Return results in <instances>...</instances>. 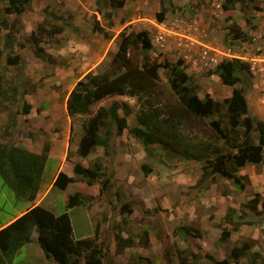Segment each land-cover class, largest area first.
Wrapping results in <instances>:
<instances>
[{"label": "rangeland", "instance_id": "374dc122", "mask_svg": "<svg viewBox=\"0 0 264 264\" xmlns=\"http://www.w3.org/2000/svg\"><path fill=\"white\" fill-rule=\"evenodd\" d=\"M161 1L163 0H155L154 2L157 3L153 4L144 14L149 17L154 16L157 19L156 14L161 9V5L158 6L161 4ZM164 1L166 7L169 8L165 14L164 20H167L165 22H168L169 27L174 28L172 29L174 32H176L175 30L180 31L181 29V27L175 25V22L178 20L184 27V33H186L185 30L192 26L193 28L190 29L193 35L205 44L214 46L220 50L231 49L235 54L248 55V53L253 54V51H250V49H255L256 52H260L259 50L264 48L263 41L255 40L254 37L251 36L252 34H249L258 28L255 24V20L252 19V23L247 21V18L250 17L246 15V12L250 10L249 7H245L238 3L233 10L225 12L222 7L224 0ZM216 1L221 2V7L218 8L219 11L214 12L215 10L213 9ZM41 4H43V0L36 1L34 5L36 9L33 10L31 0L27 10L19 17L20 23L12 28L13 21L17 17L15 14L7 12V8L10 7L9 0H0V47L5 51L2 65L0 66V73L5 74L3 94L0 97V127L2 131L0 132V136L8 141L15 142L17 136L19 135V137H21V134L27 130V127L31 123L28 118H26L27 114L22 113L26 94L30 91H36L37 86H44L45 90L50 93L54 90L62 91L65 87L67 91V85L64 86L53 83L51 78L54 74L53 67L51 66L53 59H49L47 49L50 46L62 43L61 40L63 37L60 35L54 37L53 35L50 36L49 30L53 25V20L50 18L49 14L54 13V11L48 9L40 11ZM262 4H264V0H262V2H260V0H254L251 5L257 6L259 10H261L263 8L261 6ZM40 13L41 15L48 16H45L43 21L38 20ZM242 17L244 19L243 21ZM145 18L146 17H143V19L137 17L133 19L132 23L135 22L136 25H141L142 28L144 23L152 24L149 19ZM25 19L28 21L34 20L32 23L34 31L29 36L23 33V27L25 26L23 22ZM4 20L7 21L8 27L3 24ZM240 21L242 25L248 29L246 33H248L251 38L248 41H231L227 38L228 27L231 23ZM103 22L105 23V21ZM196 22L197 24H195ZM40 24L44 26L45 31L38 28ZM115 29L116 30L110 31V34L113 36L112 38L118 34L120 27L118 26ZM125 29L128 32L135 31L133 27H127ZM178 33L181 34V32H176L177 35ZM177 35H172V38L179 37ZM37 39L39 42L38 46L35 44ZM120 40L121 38L119 36L115 40L117 49L109 50L106 58L97 68L96 72L102 70L111 60L114 53L118 50ZM174 43L175 42L172 40L169 48L170 50H161L159 52L157 49H152L149 52L150 58L159 59L161 62H177L181 58L177 57L175 53L174 49L176 48ZM39 48L42 49L41 51H44V56H39L37 54ZM174 54L176 56H174ZM8 55H21L23 60L16 66H8ZM29 55L39 58L30 69L29 62L26 60ZM244 61L250 63V68L243 72V81L238 83L237 86L246 88L253 103L255 96L263 97L264 99V60L250 62L244 59ZM37 62L39 63L37 64ZM41 63L44 64V67H41ZM216 69L217 67L213 69H204L200 70L202 72H195L197 74H190L192 76V83L198 86L200 97L203 98L207 93H210L218 100H223V98L232 92L234 87L225 85L219 73L216 72ZM160 74L163 82L168 84L167 71L162 68ZM30 76L33 79L37 78L39 80L37 84H33ZM23 92L26 93L25 96H22ZM114 100L125 101L130 104L132 113L127 117L129 128L138 125L137 114L140 106L135 98L125 96L113 97L94 105L93 111H95L99 105H109ZM38 105H40L38 112L34 111L33 114L35 118L34 122H43L45 124L52 122L49 114L41 113L43 108L47 109V104L39 102ZM253 105H255V103ZM254 108L253 106L252 113L255 114L257 112H255ZM121 114H124L123 110H121ZM87 116L81 117L80 121H84ZM51 125L53 128H58V125L54 122L51 123ZM30 126L32 127L33 124ZM195 132H198V130L195 129L192 136L196 134ZM185 133L190 134L191 132L187 130ZM41 134H43L41 139L45 143L48 140L47 135H45L43 130L38 132L39 137ZM153 147L155 148V153H153V155H147L144 145L135 138L130 131H126L123 140L121 136L113 139L108 153H105L103 147H97L94 150L91 160L89 161V167H93L97 159H100L103 164V172L105 173L104 176L99 178L98 182L90 186L91 191L94 193L90 208H92V218L95 220L96 224L93 226L91 223L87 208L84 206L75 208L70 213L73 220L74 237L77 239L91 237L95 235L96 230H98L99 240L105 243L108 251L104 264H116L110 256V250L111 248H117L116 237L117 235H122L124 230H127V233L130 234L135 244L131 252L135 251L137 247L138 250H136L137 252H133L131 256H127L125 262L122 264H157V262H161V264H173L178 261L180 250L184 251V255L191 256V253H193L191 245L198 250L197 253L199 255H202L200 258L190 257V260H192L194 264H212V262H209L210 260L208 258L203 256L205 253L210 254L211 252L217 255V253L222 252L225 255L224 257H228L231 251L236 247L242 249V254L236 261H233V264H264V198L263 196L256 197V193H260V191L264 193V181L258 176L254 178L250 176L255 175L254 173H258V171L263 172L264 168L262 167H264V164H250L248 166L249 168L246 166L242 169H247L243 172L244 174H241L242 170L240 171L241 175H247L250 179V182L246 178L242 179V182L245 184V188L243 189L235 186L231 180L219 176H217L215 180H208L201 185H197L202 175V165L200 163L196 161L171 160V158L165 156L164 149L160 144H153ZM59 164L60 163L54 159L48 161L44 174L43 188H46L50 182L53 181ZM197 172L200 174L199 179H196V176H198ZM107 179V185L102 190V183ZM128 179L130 181L134 180L133 183L134 186H137L136 189H134L131 184L130 186L127 185ZM79 181L80 180L76 181L75 184ZM118 184H120V186H118ZM76 187L74 183L73 185L70 184L66 191L56 187L44 201L42 200L43 206L50 208L56 213L66 211V195L70 192H75ZM185 194L187 195V199L185 200H190L192 194L196 195L198 203L195 222L189 223L192 226H186L190 229L188 234L192 235L195 239H192L193 237L189 238L186 235V241L184 242V246H182L185 248L179 247V244L177 245L178 242H172L178 240L173 238L179 236L177 228L170 227L169 229L156 230L155 233L157 237H155V244L150 247V244L148 246L144 245V230L149 229L152 232L153 229L151 227L145 228L140 220H131V218L130 220L132 223L124 224L123 216H131L134 214L138 219L142 212L146 213L147 217H150L152 214L157 215L161 211L167 215L172 213L169 215L168 219L173 221L175 218L173 214L176 213L177 209L176 203L178 202L181 204V200ZM128 195L132 197L128 198ZM159 197L169 198L171 200V206L169 204L168 208L163 209L160 205L161 198L159 200ZM255 197L258 198L260 202L258 211H252L247 206L249 201ZM188 202L189 201H186L185 203L187 204ZM230 202L237 205V209L232 207ZM186 204L183 206L186 207ZM28 205L29 203L26 201L17 200L15 193L10 188L4 187L0 180V224L26 208ZM147 205L154 206L153 208H149ZM123 206H126L124 210L122 209ZM231 209H234L236 213ZM239 210L243 214L242 226H244V229L241 234L234 235L233 241L227 243L228 246L222 245L223 240L221 237L220 241H216V233L222 236L224 229H229L232 232L239 231V227L234 229L233 223L227 220V214H231L233 220L236 222L241 221L238 217ZM162 215L163 214L159 216ZM160 222L161 220H156L155 228L161 226ZM174 222H176V220H174L173 223ZM205 229L209 231L206 232ZM198 238L205 242L194 243L196 240H199ZM159 240L165 242L166 252L163 258L160 252L157 251L158 247H160ZM203 245L207 248L208 252L203 249ZM38 247L40 249V246ZM147 248L150 249V251L145 250ZM141 250L143 253L149 252L147 254L148 256L140 255L137 257L138 254L142 253L140 252ZM41 253L42 252L27 246V248L25 247L17 252L12 264H58L54 260H49ZM159 258H161V261ZM162 259L166 261H162Z\"/></svg>", "mask_w": 264, "mask_h": 264}, {"label": "trees", "instance_id": "16d2710c", "mask_svg": "<svg viewBox=\"0 0 264 264\" xmlns=\"http://www.w3.org/2000/svg\"><path fill=\"white\" fill-rule=\"evenodd\" d=\"M254 0H224L223 9L233 10L238 3L245 7L252 6ZM31 0H9L7 12L15 14L12 28L20 23L19 17L27 10ZM127 0H96V11L101 14L104 22L97 20L94 31L107 39L113 36L110 31L115 26L116 11L125 6ZM259 9L257 6H252ZM169 8L161 1V9L156 14L157 20L163 22ZM53 18L55 14L49 15ZM252 18L247 21L252 23ZM3 24L8 27L6 20ZM54 26V27H53ZM20 27V25H19ZM51 34L61 33L63 28L52 25ZM43 31L42 24L38 26ZM121 40L118 50L106 66L98 71H90L74 86L67 100V112L73 117L78 114L87 116L83 121V133L79 141L78 154L87 158L97 147L109 152L112 141L122 136L126 130L137 138L145 148L147 155H153V144H160L165 156L177 161H196L202 165V175L197 185L217 176L231 180L235 186L245 188L242 179H250L241 175L246 166L264 164V122L255 119L249 110L247 90L238 87L243 81L242 74L250 68L247 61L233 57L223 61L216 69L225 85L233 86L230 96L218 100L210 93L203 98L198 93V86L192 83V76L187 72L182 59L175 63L161 62L151 59L149 52L153 49L152 39L148 30L130 31L126 29L119 34ZM227 38L231 41L250 40L251 36L244 31L238 22L228 27ZM38 46V39L35 41ZM39 48L37 54L44 56ZM5 51L0 47V66ZM49 59L52 58L49 56ZM21 55H8L7 65L16 66ZM167 71L168 84L164 83L160 70ZM5 74L0 73V97L3 94ZM25 92L22 96H25ZM125 96L135 98L139 104L137 114L138 125L129 128L128 115L132 113L129 103L114 100L109 105L93 106L101 101ZM32 105L24 98L23 114L30 113ZM123 110L124 114H121ZM195 129L198 132L192 136ZM189 130L191 133H185ZM190 135V137H189ZM47 140L41 153L28 150L22 144L7 141L0 144V180L4 187L10 188L17 200L29 203L27 211L10 223L2 222L0 227V264H12L17 252L26 244L36 241L43 249L45 257L58 264H104L108 251L103 241L99 240V231L86 238L74 237V228L70 210L79 206H90L92 195L80 191L70 194L67 198V210L56 214L42 204H35L41 188L43 174L50 152ZM146 168V167H144ZM75 176L60 171L54 185L65 190L71 183L78 180L89 185L104 176L103 164L97 159L93 167H86L77 162L74 167ZM108 179L102 183V190ZM195 185V186H197ZM261 196L256 193V197ZM249 201L248 207L258 211V198ZM125 206H123V210ZM234 213L236 211L231 209ZM241 221L233 220L227 214V220L233 223L234 229L242 224L243 214L238 215ZM6 224V225H5ZM185 229V235L190 229ZM37 233V238L34 234ZM232 231L224 229L222 240L230 237ZM144 245L150 244L149 230H144ZM117 250L132 246L133 239H124L117 235ZM242 254L239 247L231 251L230 256L216 259L210 254L203 256L212 264H233ZM200 258L202 255L191 253ZM190 255L180 250L178 263L194 264Z\"/></svg>", "mask_w": 264, "mask_h": 264}, {"label": "crops", "instance_id": "0c3cea01", "mask_svg": "<svg viewBox=\"0 0 264 264\" xmlns=\"http://www.w3.org/2000/svg\"><path fill=\"white\" fill-rule=\"evenodd\" d=\"M36 1L38 0H32L33 10L36 9V7L34 6ZM154 1L155 0H127L125 6L122 8H119L116 11L115 26L113 30H116L115 28L118 26L120 27V31L124 30L127 27H130V28L133 27L135 31L137 32L141 30H148L152 38L154 37V34L156 32V27H155L156 25H154V22L156 21L158 23H163L167 28L171 30L174 29L168 26V22L167 23L165 22L167 20H164L163 22H159L154 16L149 17L146 14H144L147 12V10L151 8V6H153V4L157 3ZM260 2H262V0H260ZM160 5L161 4H159L158 6ZM261 6L263 7L261 10L253 9L252 6L251 7L249 6L250 10L246 12V15L250 16L253 20H255V24L256 26H258L256 30H253L249 34L250 35L252 34L251 36H253L255 40L264 42V4H262ZM220 7H221V2L216 1L215 7L213 9L215 10L214 12L219 11L218 8ZM96 8H97L96 0H43V4H41V7L39 9L40 11H43L45 9L53 10L55 17H56V18H53L50 16V18H52L53 20V25L60 26L63 28L61 33L55 32L54 34H51L50 31L54 26L51 27V29L49 30L50 36L53 35L54 37L56 35H60L63 38L61 40L62 43H59L54 46H50L47 49H48L49 56L53 59L51 63L52 64L51 66L53 67V71H54L53 76H51L53 83L58 84V85H64V86L67 85V91L65 87L62 89V91L54 90L52 93H50L45 90L44 86H37L36 91H30L28 94H26L27 101L32 105V109L30 113L27 114L26 118H28V120L31 122L30 125L33 124V126L31 127L29 125L27 127V130H25L21 134L22 135L21 137H19V135L17 136V140H15V142L17 144H22L23 146H25L28 150L32 152L41 153L44 147V141L41 139L43 134H41L39 137L38 132L43 130L45 132V135H47L48 141L50 142V146H51L47 163L48 161L52 159L57 160L60 163L53 181L50 182V184L46 188H43L44 174H45V171H44L41 188L39 190L35 204H42L43 203L42 200L44 201L49 196V194L55 190L56 186L54 185V181L60 171L66 172L69 176H75V173H74L75 164L77 162H80L84 166L89 167V161L91 160V156L94 152L93 151L87 158H83L79 156L77 150L79 147V141H80L81 135L83 133V121L81 122L80 119L81 117H83V115L78 114L73 117L69 116L67 112V100H68V97L71 91L76 85V83L90 71L96 72L97 68L103 63L110 49H117V43L115 42V40L119 37L120 31L118 32L116 36H114V38H111V39H107L103 36V34L97 31H94L93 27H94L95 22L97 20H100L101 22H103L101 15L96 11ZM230 11L231 10H229V12ZM225 12H228V11H225ZM45 16H48V15H41L40 13L38 20L43 21L45 19ZM137 17H140L142 19L143 17H146L145 19H149L150 22H152V24L144 23L143 25L144 29H143L141 25H136L135 22L132 23L133 19ZM244 19H245V15H244ZM244 19L242 17V21ZM33 22L34 20H31V21L30 20L28 21L27 19L24 20L23 25L25 26L23 27V31H24L23 33L25 35L29 36L33 33L34 31V26L32 24ZM238 23L244 29L245 32H248V29L242 25L241 21ZM175 25H178L179 27H181L180 31L175 30L176 32H181V34L184 33L183 32L184 27L182 23L178 22L177 20L175 22ZM190 28H193V27L190 26ZM190 28L185 30L186 33L182 35H185L186 37H190V36L196 37L191 32ZM172 37H173L172 35L168 37L167 44L164 48H158L154 46L153 49H157L159 52L161 50L163 51L170 50L169 48L171 46V41L173 40L175 42L174 46L176 48L174 49L175 53L177 57L181 58L184 61L187 72L190 74L197 72L195 71L196 69L193 68L189 60L187 58L184 59V56L191 55V52L188 49H184L181 47L180 39L178 40L177 37H174V38ZM198 41L205 44L200 39H198ZM250 51H253V54L248 53V55H241V54H237V55L241 57H245L244 59H247L250 62H258L259 60H264V48L260 49L259 50L260 52H256L255 49H250ZM176 55L174 54V56ZM26 60L29 62V69H30L33 66L34 62L39 60V58L31 57L29 55L27 56ZM38 63L39 62H37V64ZM41 67H44L43 63H41ZM199 72H202V71H199ZM30 78L32 77L30 76ZM37 81H39L37 78L35 79L32 78L33 84L34 83L37 84ZM231 93H229L227 96H230ZM255 98L253 99V103H252L251 98L249 96V92H247L248 105H249V110L251 112V115L254 118L262 120L264 122V108H263L264 99L263 97H257V96H255ZM39 102H44V104H47L48 106L47 109L43 108L41 113L49 114L52 122H49L47 124L43 122H40V123L34 122L35 118L33 114H34V111L38 112V109L40 108V105H38ZM254 103L255 105H253ZM253 106L255 107L254 108L255 112H257L255 114L252 113ZM53 122L58 125V128L52 127L51 123ZM0 132H2L1 127H0ZM124 134L121 136L122 140H123ZM7 141L8 140H5L4 138L0 136V144L5 143ZM47 163H46V166H47ZM245 170H242L241 174H244L243 172H245ZM254 174L255 175H250V176L252 178H254L255 176H258L264 181V169H263V172L258 171V173L256 172ZM199 178H200V174L198 173V176H196V179H199ZM127 181H128L127 185L130 186L131 184L134 189L137 188V186H134V183H133L134 180L130 181L128 179ZM71 185H73V183H71ZM74 185L77 186L75 188V192L80 191L86 195L93 196L94 193L91 191L90 186H93L94 184L89 185L86 181H79L77 182V184H75L74 182ZM118 186H120V184H118ZM66 189L64 191H66ZM73 193L74 192H70L69 194L66 195V197L68 198V196ZM260 194L264 198V193H262V191H260ZM144 195H145V192H144ZM127 197L130 198L132 196L128 195ZM160 198L161 197H159V200ZM185 199H187L186 194L183 196L181 200V204H179L178 202L176 203V207H177L176 213L173 214L175 215L174 220H176V222L174 223H173L174 220L170 221V219H168L169 215L172 213L167 215L166 213H163V211H161L159 214L157 215L152 214L150 217H147L146 213L142 212L141 216L138 219L137 217H135L134 214H132L131 216L125 215L123 216L124 224L132 223L131 220L133 219L136 221L140 220L141 224L145 228L151 227L153 229L152 232L149 229H147L149 230L150 247H152V245L155 244V237H157V234L155 233L156 230L167 229V228L169 229L170 227L177 228L179 231L178 232L179 236L173 237V238L178 239V240L172 241V242L173 243L178 242L177 245L179 244V247H182L184 246V242L186 241V238H187L184 233L186 231L182 227L192 226L189 223L195 222V216H196L197 205H198L196 195L192 194L190 200H185ZM186 201H189V202L186 204L185 203ZM170 203H171V200L169 198H161L160 205L163 209L168 208L169 207L168 205ZM185 204L187 205L186 207L183 206ZM230 205L237 209V205L233 204V202H230ZM29 206L19 211L17 214H15L14 216L6 220L4 223H10L14 218L22 215L25 211H27ZM147 206L149 208H153L154 205H147ZM84 207L87 208L91 223L93 224V226H95L96 224L95 220L92 218V214H93L92 208H90V206L88 205ZM75 208H78V207H75ZM75 208H72L70 210V213ZM61 213L62 212L56 213V214H61ZM161 214H163L162 215L163 217L159 216ZM238 214H241L240 210ZM157 219L161 220L160 222L161 226L159 228H155ZM72 223H73V220H72ZM242 225L243 224L239 226V231L232 232L230 237L222 242V245L226 246L228 242L233 241L234 235L241 234L242 230L244 229V226ZM1 226L2 224H0V227ZM205 231L208 232L209 230L205 229ZM121 236L124 239L130 238V234L127 233V230H124ZM187 236L189 238L193 237L192 235L188 233H187ZM216 236H217L216 241H220L221 235L219 233H216ZM34 237L37 238V233L34 234ZM192 239H195V238L193 237ZM199 242L204 243L205 241H201V239H199V240H196V242L194 243H199ZM134 245L135 244H133L132 246H125L121 250H117V248L115 249L111 248L110 250L111 258L114 260L116 264L124 263L127 256H131L133 252H137L136 250H138V247L135 248V251L131 252V249L133 248ZM159 245L160 247H158L157 251L160 252L163 258L164 253L166 252L165 242L159 240ZM27 246H29L30 248H34L36 251L42 252L41 254L45 256L43 249H41V247L40 249L42 251L39 249L38 247L39 245L36 241L26 244L19 251H21L25 247L27 248ZM191 247H192L191 249L192 252L194 253L198 252V250L193 245H191ZM140 248L143 249L142 247ZM182 248H185V247H182ZM205 248L206 247L203 245V249L207 251V248L206 249ZM145 250L150 251V249L148 248ZM140 252L142 253L138 254L137 257H139L140 255L148 256L147 254L149 253V252L143 253L142 250ZM210 255L212 256L214 255L215 258L218 260L225 258L224 257L225 255L222 252L217 253V255L210 252ZM159 260L161 261V258H159ZM162 261H166V260L162 259ZM176 263H178V261H176ZM176 263H173V264H176ZM157 264H161V262H157Z\"/></svg>", "mask_w": 264, "mask_h": 264}, {"label": "built area", "instance_id": "2783aa9c", "mask_svg": "<svg viewBox=\"0 0 264 264\" xmlns=\"http://www.w3.org/2000/svg\"><path fill=\"white\" fill-rule=\"evenodd\" d=\"M154 24L157 28L154 35V42L157 46L164 48L167 44L168 37L177 34L173 30L167 28L163 23H158L156 21ZM195 24H197V22ZM177 36H179L177 38L178 40L180 39L181 47L191 52V55L184 56V59L187 58L189 60L193 68L196 69L195 71L216 68L228 58H245L233 53L231 49L220 50L214 46L203 44L194 36L184 37V35L180 33H178Z\"/></svg>", "mask_w": 264, "mask_h": 264}, {"label": "clouds", "instance_id": "9594fccd", "mask_svg": "<svg viewBox=\"0 0 264 264\" xmlns=\"http://www.w3.org/2000/svg\"><path fill=\"white\" fill-rule=\"evenodd\" d=\"M159 22H160V21H159ZM156 29H157V28H156ZM154 35H155V34H154ZM151 39H152V45H153V47L156 46V47H158V48H162V47H159V46H157V45L155 44V42H154V37H152ZM184 65H185V63H184Z\"/></svg>", "mask_w": 264, "mask_h": 264}]
</instances>
